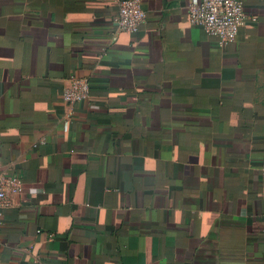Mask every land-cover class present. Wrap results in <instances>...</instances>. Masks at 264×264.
Masks as SVG:
<instances>
[{"label":"crops","instance_id":"obj_1","mask_svg":"<svg viewBox=\"0 0 264 264\" xmlns=\"http://www.w3.org/2000/svg\"><path fill=\"white\" fill-rule=\"evenodd\" d=\"M117 1L0 0V264H264V0L231 42Z\"/></svg>","mask_w":264,"mask_h":264},{"label":"built area","instance_id":"obj_2","mask_svg":"<svg viewBox=\"0 0 264 264\" xmlns=\"http://www.w3.org/2000/svg\"><path fill=\"white\" fill-rule=\"evenodd\" d=\"M118 11L114 18L116 28L127 32L137 31L146 19L141 0H118ZM190 23L199 26L220 42L235 39L239 27L248 16L241 0H189ZM90 81L87 77L72 76L63 88V100L74 104L89 98ZM22 190V180L18 175L0 173V213L10 208L14 194Z\"/></svg>","mask_w":264,"mask_h":264}]
</instances>
